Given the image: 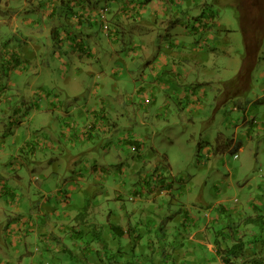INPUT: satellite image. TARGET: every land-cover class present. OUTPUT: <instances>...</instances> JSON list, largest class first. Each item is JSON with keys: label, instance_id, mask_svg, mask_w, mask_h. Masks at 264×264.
<instances>
[{"label": "crops", "instance_id": "obj_1", "mask_svg": "<svg viewBox=\"0 0 264 264\" xmlns=\"http://www.w3.org/2000/svg\"><path fill=\"white\" fill-rule=\"evenodd\" d=\"M184 1L186 6L179 9ZM108 6L117 34L112 31L108 35L111 40L104 41L97 32L98 25H103L98 17L100 8L109 10ZM204 9L200 0H71V3L70 0H0V218L6 206L17 209L16 213L20 214L29 211L20 206L32 200L33 210L44 217L42 222L33 221V228L21 233L17 231L22 227L21 222H16L14 217L6 218L7 224L0 229V264H264V234L259 225L256 230L244 227L242 234V227L223 229L228 242L230 233L232 241L238 236L247 244L244 253L230 263H226L222 254L228 246L212 238L211 229L207 228L208 233L203 231V238L198 237V241L192 224H186L183 230L174 228L188 221L180 211L184 208L182 197H177L175 191L178 188L179 192L183 189L189 193L188 186L193 189L195 185L193 179L181 176V185L174 184L177 179H159L160 185L154 180L156 175L161 176L158 170L151 168L148 173L144 167L140 171L141 164L136 162L131 171H124L121 165L128 155H122L121 149L126 147L135 158H144L143 154L153 146L148 147L152 135L143 130L151 132L153 121L162 119L175 108L182 110L180 114L185 115L191 125V120L197 118V121L202 118L208 121L202 136L213 141L200 146L206 165H211V158L217 162L223 157L221 149L227 143L222 141L226 139L227 129L218 121L219 111L228 98L240 94L237 87L243 91L249 83L254 84L256 69L261 70L264 79V68L260 67L264 57L260 58V52L254 57L248 80L225 85L224 89V83L229 81L226 76L236 74L241 59L229 50L228 39L232 36L224 30L218 14ZM76 11L79 18H71ZM164 33L167 39L159 46L156 40L163 39ZM58 43L66 46L72 55L69 61L66 55L61 59L63 65L75 62L76 76L68 79L66 86V94L74 98L68 97L67 101L43 93L48 85L45 81L48 73L52 76L55 73L46 51L53 50ZM108 49L119 54L111 59ZM111 70L115 73L110 76L118 75L120 83L126 79L125 89L114 93L113 97L106 85ZM89 76L92 77L89 84L95 83L97 78L104 81L87 88ZM262 97L264 93L259 94L256 101ZM236 100L237 104L231 109L239 111L238 128L232 142L239 144V150L249 157L254 153L251 142L259 141L264 155V119H258L257 105H251L255 101L247 99L241 104V96ZM75 109L81 114V121L70 123ZM56 110L55 124L47 125L46 119L51 118L49 113ZM30 112L37 116L32 117ZM255 115L258 117L252 118ZM57 123L59 128L53 130ZM248 123L251 124L246 128ZM70 126H75L84 142L93 143L105 137L114 147L105 156L108 157L105 166L96 163L87 178L82 174L85 181L79 190L88 185L92 197L77 200L62 194L61 199L67 205L65 214L70 213L65 218L54 215L57 219L54 220L50 211L53 206L49 204L54 200L56 186L50 180L60 173H54L51 164H39L47 159L46 154L58 149L62 148L66 154L70 148H64L63 140L68 137ZM244 128L247 139H244ZM216 141L217 149L214 148ZM114 151L120 157L116 163L112 162V157H117ZM261 153L258 151L257 156ZM240 157L238 154L237 158ZM34 162L38 164L34 166ZM9 165L13 173H4L9 171L6 168ZM21 166L31 172L28 186H32L33 191H27L28 186L17 189L15 185L10 186V180H25L17 173ZM171 167L173 170V165ZM59 168L72 169L67 162ZM131 173L139 177L130 181L122 178ZM103 176H111L117 187L110 186ZM9 188L11 191L6 194ZM107 188L111 199L104 194L94 197ZM34 191L40 199H35ZM171 199L174 214L167 209ZM258 205L256 214H264V200ZM46 208L50 210L44 212ZM225 208L222 206L227 210ZM258 210L261 212L257 213ZM164 215L168 219H162ZM227 215V219L232 218L233 211H228ZM211 222L212 219H206L208 227ZM112 224L122 226L123 231L118 227L113 229ZM5 229L13 234L4 232Z\"/></svg>", "mask_w": 264, "mask_h": 264}, {"label": "rangeland", "instance_id": "obj_2", "mask_svg": "<svg viewBox=\"0 0 264 264\" xmlns=\"http://www.w3.org/2000/svg\"><path fill=\"white\" fill-rule=\"evenodd\" d=\"M202 2V6L205 7V11H213L218 14L220 22L225 26L224 30H227L226 33L231 34V38L228 39L229 43L231 44L229 50L232 52L233 55L237 56L241 59V65L239 70L232 74H228L226 77L229 78L232 75H234L231 79H238L239 73L241 70L243 71L244 68L247 66L246 60V43H245V36L242 29V25L240 23V19L238 17V13L235 8V0H200ZM182 2V0H181ZM71 3V0H70ZM186 2L184 1L183 5H179V9L181 7H185ZM109 10L107 8L103 7L100 8V17L98 19L103 22V25H98L97 32L98 35H100L102 40H111L108 38V35L112 33V31L117 34L114 31V26L111 23L110 15H112V11L110 10V6H108ZM262 8L258 7L257 5H254L251 10L253 13L258 17L259 11H261ZM78 11L75 13L73 12L71 14V18L78 19L79 16L77 15ZM251 15V14H250ZM107 16V18H106ZM251 19V18H250ZM252 20V19H251ZM253 24H256L259 26V28H262L264 25V19L260 18L258 21H253ZM114 24V23H113ZM104 27V29H103ZM166 33L163 34L162 37L158 38L156 41L159 44V46H163L164 39L166 38ZM264 36V35H263ZM113 39H116L113 37ZM139 41L140 39L137 38ZM168 41V40H167ZM170 43V42H168ZM167 43V44H168ZM264 38L262 41V44L260 46V49L255 54L258 55V52H260V58L264 57ZM166 44V45H167ZM159 46L155 50L156 56L159 55ZM263 46V47H262ZM63 47V48H62ZM107 48L102 50L103 55L105 56ZM47 54H49L48 58L50 62L53 63V66L51 67L55 73L53 76L52 73H48L47 78L45 81L48 83V85L45 87V91L43 90L44 94H52L57 97H61L64 100H68V96L66 94V86L68 85L67 80L70 78H75V62L72 61L70 64L65 63L63 65V57L66 55V59L69 61L70 58H72V55L70 54L68 48L66 46H63L62 43H58L56 45V48L53 50H47ZM107 53L111 57V59L115 58L119 52H116L113 50L112 52L110 49H108ZM122 56L125 54L122 52ZM254 56V57H255ZM254 60V58H253ZM261 68H264V60L260 63ZM109 71V70H108ZM261 70L256 69L254 72V84L252 86L248 85L247 89H244L243 91H240V94L237 96H231L228 98L226 105L220 109L218 114V121L223 122L226 126V139H224L222 142L227 143L225 148L221 149V152L223 153V161L222 158L215 162L211 158V165L207 166L205 163V160L203 159V155L200 152V146L201 143H207L208 141H213L210 137H206L204 139V135L202 136L203 130L205 126L208 125V121L202 118V121H197L195 119L194 121L191 120V124H189L188 120L186 119L185 115H181L179 109H176L174 111H168L162 119L153 121L154 126L153 130L151 132L150 129H144L145 134H150V140L148 141V147L153 146L149 148V151H146L143 155L144 158L137 159L135 156H133L132 152L129 153V148L126 147L125 150L121 149V154L125 156L126 153L128 155L126 158L123 159V170H129L134 166V163L138 162L140 165V171H143L144 167L147 168V172L149 173L152 169H156L161 173L160 175L155 176V181H159V179H169L172 181H175L176 179L178 182H175V185H181L179 182L181 176H188V179L194 180L195 185L188 186V189L190 190L189 193L187 191H184L181 189L182 186H179L176 189V195L177 197L181 196L182 201L184 202V208H182L180 211L182 214H185L183 217L186 216L188 218V221L186 223L180 222L174 226L178 230H183L184 227L187 225L190 226L192 224L193 230L196 236V239L199 241V238H203L202 232L205 231L208 233V230L211 229L212 231H209V234H211L212 238H218L219 240L223 241L221 244L222 246H228L229 243H233L232 236L229 233V242L227 241V236L224 234V228L227 227H242V232H245L244 227H248L252 230L258 229V225L255 223H250L247 219L249 216L257 215L256 209L259 207L258 203L263 199L264 200V155L263 150L259 148V141H252L251 146L254 153L248 157V154L246 152H243L242 150H239V144L233 143L232 139L234 137V132L237 130L238 120L236 117L239 114V111L236 109H231L234 104H237V98L242 97L241 104H244L247 99H253L255 102L251 105L254 106V104L257 105L256 112L259 111V118L258 119H264V97H262L259 101H256V98L259 94H263L264 91L263 85H264V79L262 78V75H260ZM114 70H111L108 73V78L106 85L111 90L110 93L113 95L114 93H118L119 91H123L125 88V81L123 83H120V77L118 75H115L111 77L110 75L114 74ZM99 77V76H98ZM92 79L91 76H89V81ZM103 78H97L95 80V83L92 81L90 86H87V88H92L94 84L100 83ZM129 81H133L132 79H129ZM240 81V80H239ZM238 81V82H239ZM226 82L224 83V89ZM250 88V89H249ZM74 98V97H73ZM213 114V113H212ZM30 115L32 117L37 116L35 113H31ZM49 115H51L46 119L47 125L55 124L56 117H58V111L56 112H50ZM211 115V114H210ZM223 115V116H222ZM30 116V117H31ZM224 117V118H223ZM258 115L252 116V118H257ZM190 119L191 116H189ZM223 119V120H222ZM75 121H81V114L79 111L74 110V113L71 115L70 123H73ZM202 124V127H199ZM254 122V120L252 121ZM251 124V123H250ZM248 123L247 127L250 126ZM85 125V123H83ZM72 127V128H70ZM68 127L67 133L68 137L64 138L63 145L64 148H70L69 150H66V154L63 153L62 148L58 149L56 151L51 152L50 155L46 154L45 156L47 159L42 160V163L39 165L42 166L43 163L51 164L52 171L60 173L59 176L52 178L51 183L54 184L55 191L53 194L54 200L50 202L49 205H52L53 208L50 210L49 208L44 209L43 211L50 210L53 214L52 217L54 220H57V218L67 217L68 214H65L67 211V205L66 203L61 199V196L63 194V197L72 196L76 198L77 200L80 199V197L87 198V196H91L89 191V186L85 185V188L79 190V186H82L84 184L83 175L85 178L89 176L88 172L92 169L93 165L96 163H100L99 165L105 166L107 162L108 157L105 156L109 154L108 150L114 147L111 141L107 140L105 137L95 140L93 143L90 142H84L83 138L81 137V134L79 133L77 135L75 126ZM192 127L194 128V131L192 130ZM59 128V123L56 124V127L53 130H57ZM70 128V129H69ZM217 129V127H213ZM243 129L244 139H247L248 133ZM41 133V132H40ZM77 135V136H76ZM61 138V137H60ZM56 139H54V142ZM203 141V142H202ZM220 141V140H218ZM154 142V143H153ZM76 144V145H75ZM85 144V146H83ZM91 147L92 149H89L88 147ZM218 143L217 141L214 143V148L217 149ZM106 148V152H105ZM70 151V152H69ZM140 152L139 150H134V152ZM226 151V152H225ZM261 151L262 155L257 156V152ZM241 154L240 158L235 157V154ZM113 154H116L117 157H112V162L116 163L119 161L120 157H118V153L116 151L113 152ZM48 155V156H47ZM138 156H141V154H138ZM45 157V158H46ZM126 161V162H125ZM70 165L72 169H60L59 165L63 166L64 164ZM35 164H38L34 162ZM171 165H173V170ZM11 165L7 166L6 168H9V171L4 173H13L10 169ZM167 167L166 170H161ZM161 168V169H160ZM51 171V173H52ZM115 171V168H114ZM22 177L25 178V180H10V186L15 185L16 189L19 186H28L29 185V176L31 172L27 170L25 166H21L20 169L17 171ZM43 173V172H41ZM48 175V173H44ZM77 174V175H76ZM83 174V175H82ZM91 174V173H90ZM108 174H106L107 176ZM112 175V173H111ZM103 176L102 179H107L108 184L112 187H117V184L111 181V176ZM160 176V177H159ZM139 176L136 174L131 173L125 174L122 178L126 180H135ZM2 178V177H1ZM13 178V176H9V179ZM43 178V177H42ZM4 179V178H2ZM6 179V178H5ZM45 180V179H44ZM118 180V179H117ZM153 180V181H154ZM152 181V183H153ZM2 183V180L0 181V185ZM7 186L8 183L6 180L4 182ZM160 185H162V182H160ZM148 184H151L148 182ZM159 185V184H156ZM159 185V186H160ZM158 186V187H159ZM9 187V186H8ZM156 187V186H155ZM192 189V191H191ZM33 191L32 186H28L27 189ZM95 189L91 188V191ZM11 191V188L8 189L6 194H9ZM102 191V190H101ZM109 191V192H108ZM88 194V195H87ZM102 194L108 199H111V192L110 189L107 188L106 192H97L95 193V198L100 197ZM33 195L35 199H40L38 197V193L35 191L33 192ZM151 197H154V194H148ZM92 197V196H91ZM34 200H32L33 202ZM32 202H25L20 206V208L24 207L28 209L29 211H25V213L20 214L16 213L18 211H15L17 209L8 208L6 206V209L4 210V214L2 218H0V229L1 227L7 224L6 218L8 217H14L17 218L16 222H21V228L17 229L18 233H21L22 230L25 231V229H32V222L33 221H43V216L37 212V210H33L32 208ZM173 200L171 199V202H167V209L174 214V207ZM44 201L42 202V205H44ZM222 203V204H221ZM224 204V205H223ZM66 205V206H65ZM222 206L227 208V210L222 209ZM47 207V205H45ZM173 210V211H172ZM233 211L232 218H228V211ZM261 211L258 210L257 213H260ZM163 213V212H162ZM162 213H158L157 215L160 216ZM23 215V216H22ZM55 215V216H54ZM162 219H168L164 215L161 216ZM26 218V219H25ZM206 219H212V222L210 226L208 227L206 224ZM264 219V217H262ZM28 222V223H25ZM197 222L199 224H197ZM234 222V223H232ZM199 225V226H198ZM9 226V225H8ZM208 228V230H207ZM12 233L9 230L5 229L4 232ZM216 231V232H215ZM237 232L239 230H236ZM233 232V230H231ZM264 234V231L262 232ZM13 234V233H12ZM17 235V232H16ZM24 235V234H22ZM238 238V236H237ZM264 244V241L262 242ZM201 248V246H199ZM202 249V248H201ZM198 252V250H197ZM206 253H209L207 250H205ZM229 253V251H222V254ZM63 255L65 253L63 252ZM27 261H29L27 259Z\"/></svg>", "mask_w": 264, "mask_h": 264}, {"label": "trees", "instance_id": "obj_3", "mask_svg": "<svg viewBox=\"0 0 264 264\" xmlns=\"http://www.w3.org/2000/svg\"><path fill=\"white\" fill-rule=\"evenodd\" d=\"M254 5H257L258 7L262 8L261 11H259L258 17H256V15L251 10ZM235 8L238 13V17L240 19V23L242 25V29L245 36V43L247 49V57L245 62H247V66L244 68L243 71L241 70L238 79H232L227 81L225 84L226 86H229L239 80V82L244 83V81L250 78L254 66L253 58L257 51L260 49L264 37V25L262 28H259L258 25L253 24L252 22V20L259 22L260 18L264 19V0H235ZM262 217H264V214L260 213L255 216H249L247 220L250 223H255L256 225H259L261 229L260 232H263L264 219H262ZM116 227H118L120 231H123L122 226L112 224L113 229H115ZM246 245L247 244L243 239L237 238L235 242L230 244V246L228 245L227 248L223 249V251H229V253L224 254V260L226 261V263H230L233 258H238L240 255H242L246 249Z\"/></svg>", "mask_w": 264, "mask_h": 264}, {"label": "clouds", "instance_id": "obj_4", "mask_svg": "<svg viewBox=\"0 0 264 264\" xmlns=\"http://www.w3.org/2000/svg\"><path fill=\"white\" fill-rule=\"evenodd\" d=\"M235 157H238V154H236Z\"/></svg>", "mask_w": 264, "mask_h": 264}]
</instances>
